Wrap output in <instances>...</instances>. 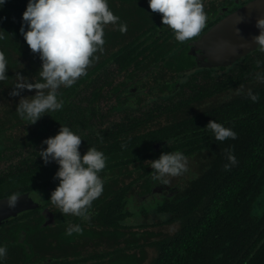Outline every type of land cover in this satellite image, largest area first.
<instances>
[{
    "label": "flooded vegetation",
    "instance_id": "1",
    "mask_svg": "<svg viewBox=\"0 0 264 264\" xmlns=\"http://www.w3.org/2000/svg\"><path fill=\"white\" fill-rule=\"evenodd\" d=\"M259 1L204 0V29L181 43L162 24V14L151 11L148 0H108L127 32L122 34L118 25L105 26L99 60L122 57L141 63L125 69L104 68L98 75L99 85L82 86L78 102L71 101L81 111L73 107L75 126L72 122L70 126L82 139L81 156L95 147L107 157L100 173L104 191L93 201L87 220L65 215L52 205L51 195L60 180L51 172L60 166L51 159L45 163L40 153L47 148L44 141L59 132L44 135L33 151L49 170L50 182L44 189L34 182L32 190L11 193L28 194L35 207L8 219L0 214V246L7 248L2 264H153L159 245H166L182 222L168 224L169 191L153 194V184H158V190L162 186L152 180L154 170L149 175L146 171L136 174L135 168L150 171L151 162L162 154L181 151L203 159L188 164L199 173L207 170L210 158L226 152L224 147L229 145L216 140L207 125L216 121L236 131L227 125L239 119L232 118V101L263 86L257 75L264 77V51L258 46L232 65L208 67L210 49L204 40ZM233 79L240 84L231 85ZM96 93V110L88 109ZM23 159L20 155L0 164L8 168L0 174V201L9 197L7 177L11 169H18L11 167ZM186 174L195 177L193 170ZM184 175L169 185L182 189L188 179ZM258 202L257 214L262 218L264 192ZM76 225L82 233L67 235V229ZM170 227H176L173 234L168 232Z\"/></svg>",
    "mask_w": 264,
    "mask_h": 264
},
{
    "label": "trees",
    "instance_id": "2",
    "mask_svg": "<svg viewBox=\"0 0 264 264\" xmlns=\"http://www.w3.org/2000/svg\"><path fill=\"white\" fill-rule=\"evenodd\" d=\"M27 3L28 0H7L0 10V29L5 35L0 40V51L8 60L6 79L0 81V164L10 163L16 156L24 157L11 167L18 169H11L8 174V195L17 190H32L34 182L42 189L49 185V170L39 163V154L33 150L37 141L51 130L70 128L71 122L75 126L71 119L73 107L79 112L81 109L71 101L78 102L82 86L99 85L96 84L98 75L104 68L116 65L125 69L141 63L122 57L98 59L75 85L58 90V98L64 102L62 110L44 113L35 124L22 120L18 115L21 101L33 99L38 90L18 89L16 85L25 81L44 82L40 77L43 64L40 53L30 49L20 31ZM230 82L240 84L234 79ZM42 91L46 95L50 89ZM251 91L258 96L257 102L247 94L232 101L231 115H235L232 118L239 119L227 124L236 128L237 136L223 141L229 145L224 147L226 152L210 158L205 171L197 173V168H189L195 177L188 178L182 189L179 187L178 195L168 198V224L182 222V227L166 245H159L153 264H264V216L257 214V203L260 205L258 200L264 192V82L262 87ZM13 92L19 94L13 95ZM98 97L99 94H94L88 109L95 106ZM227 152L238 162L229 170L225 169L230 163ZM197 160L203 162L202 158L188 157L189 162ZM152 170L135 168L136 174L146 171L149 175ZM58 171L56 168L51 174L56 175Z\"/></svg>",
    "mask_w": 264,
    "mask_h": 264
},
{
    "label": "clouds",
    "instance_id": "3",
    "mask_svg": "<svg viewBox=\"0 0 264 264\" xmlns=\"http://www.w3.org/2000/svg\"><path fill=\"white\" fill-rule=\"evenodd\" d=\"M6 3L7 0H0V10ZM148 4L153 13L162 14V24L173 31L178 42L183 43L196 37L206 25L204 0H148ZM22 21L20 31L26 43L33 52L40 53L43 61L40 77L44 82L33 84L25 81L16 85L18 89L38 90L33 99L22 100L18 109L19 117L31 124H35L46 112L63 109L64 102L58 98V90L75 85L99 59L97 53L102 54L104 51L105 26L118 25L122 34L127 32V25L119 23L120 17L109 8L108 0H28ZM256 27L260 34L254 38V42L264 51V18L257 20ZM4 39V31L0 29V40ZM7 66L5 53L0 51V81L6 79ZM257 79L264 82L262 76L257 75ZM44 89L50 91L45 95L42 91ZM247 96L253 102L258 101V96L251 89ZM207 129L221 142L229 138L236 139L237 136L232 129L216 121L210 122ZM44 143L47 148L40 156L45 163L51 159L60 166L55 177L60 183L52 192L51 204L65 215L71 214L87 220L93 201L104 191L100 173L106 168L107 157L95 147L81 156L79 148L82 139L66 126H62L56 136L48 138ZM226 155L230 163L225 165V169L229 170L238 162L231 152ZM188 164V157L181 151L162 154L158 160L151 162L154 170L152 180L170 184V177L188 173ZM18 200V194H10L7 207L15 209ZM73 232L82 233V228L79 225L70 226L67 235ZM6 255L7 248L0 246V264Z\"/></svg>",
    "mask_w": 264,
    "mask_h": 264
},
{
    "label": "water",
    "instance_id": "4",
    "mask_svg": "<svg viewBox=\"0 0 264 264\" xmlns=\"http://www.w3.org/2000/svg\"><path fill=\"white\" fill-rule=\"evenodd\" d=\"M241 18L243 19L238 23ZM260 18H264V0L252 4L236 17L212 31L204 40V44L210 49V52H207L210 64L207 66L218 67L232 65L243 56L255 50L258 44L254 42V38L260 34L256 23ZM156 186L158 184H153V194L163 193V189H166L169 191V198L181 192L179 186L172 187L169 184H162L161 190H158ZM7 199L5 198L0 201V214L5 219L35 207L28 194L19 196L15 209H9L7 207Z\"/></svg>",
    "mask_w": 264,
    "mask_h": 264
},
{
    "label": "rangeland",
    "instance_id": "5",
    "mask_svg": "<svg viewBox=\"0 0 264 264\" xmlns=\"http://www.w3.org/2000/svg\"><path fill=\"white\" fill-rule=\"evenodd\" d=\"M8 171V168H0V174H4L5 172H7ZM187 174H185L184 176H186ZM187 177V176H186ZM176 178H178V177H170L169 179H170V184H172L173 182H175V180H176ZM188 178V177H187ZM187 180V179H186ZM176 230V227H170V228H168V232L170 233V234H173L174 233V231Z\"/></svg>",
    "mask_w": 264,
    "mask_h": 264
}]
</instances>
